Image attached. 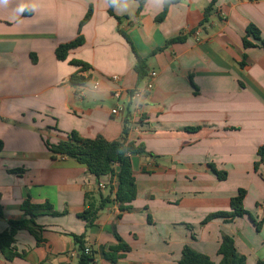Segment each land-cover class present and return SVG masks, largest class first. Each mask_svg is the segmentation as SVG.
<instances>
[{
    "label": "crops",
    "instance_id": "0c3cea01",
    "mask_svg": "<svg viewBox=\"0 0 264 264\" xmlns=\"http://www.w3.org/2000/svg\"><path fill=\"white\" fill-rule=\"evenodd\" d=\"M164 1L117 0L114 15L110 0L0 4V234L24 215L28 198L50 203L58 213L36 218L41 243L19 231L16 246L25 256L9 261L0 251V264H79L74 235L84 236L92 264H115L106 254L120 244L129 250L116 253V264H179L185 246L220 263L225 236L234 238L247 264L264 260V163L255 168L264 145V49L243 44L251 24L264 38V0H180L158 23ZM90 7L85 43L68 60H58L57 47L77 38ZM119 30L148 58L149 72L157 73L140 112L135 101L113 96L117 87L133 91L148 81L139 82L135 53ZM177 37L184 41L166 47ZM71 60L91 66L80 73L89 77L86 84L70 81L79 71ZM114 76L121 78L118 85ZM120 105L125 111L113 115ZM127 114L129 139L147 150L131 156L137 198L124 213L108 204L89 226L79 215L108 196L110 178L54 158L47 142L58 144L73 131L118 141ZM212 166L227 172V179L220 180ZM240 189L247 191L245 208L260 229L249 216L202 224L214 213L231 212Z\"/></svg>",
    "mask_w": 264,
    "mask_h": 264
},
{
    "label": "trees",
    "instance_id": "16d2710c",
    "mask_svg": "<svg viewBox=\"0 0 264 264\" xmlns=\"http://www.w3.org/2000/svg\"><path fill=\"white\" fill-rule=\"evenodd\" d=\"M116 1L117 0H110L111 15H114L113 8ZM139 1L143 5L146 0ZM179 2L180 0H165L164 9L156 18V22L160 23L164 21L168 15L169 8ZM214 4L215 1L207 7L205 22L209 20ZM92 16L93 8L90 7L85 18L79 25L77 38L69 43H65L57 47L56 57L58 60H68L70 52L73 49L81 47L85 43L84 36L82 35V29L91 20ZM119 32L129 42L135 53V71L138 74L139 82L145 81L149 76L148 58H144L138 54L128 34L121 30H119ZM182 41H184V38L182 37L171 39L167 42L166 47ZM243 44L245 49L255 47H261L264 49V38L262 37L260 29L254 24L249 25L247 28V34L243 39ZM165 48L153 51L150 56H155ZM70 64L79 68V71L71 76L70 81L77 85L86 84L89 81V77H84L80 73L89 70L91 66L80 60H71ZM241 64L244 66V62ZM131 128L132 122L130 121L129 114H127L124 117L123 137L118 141L110 142L101 136L95 139H86L81 137L79 133L73 131L69 134L67 140L61 141L58 144H51L47 142V147L54 158L60 157L75 160L86 165L88 171L98 179L106 176L110 178L109 185L107 186L109 193L108 196L106 198H102L100 200V204L89 206L82 214L79 215L80 218L88 222L89 226L95 223L99 212L105 209L108 204L114 202L118 206L120 212L124 213L131 210L132 203L137 198V181L132 168L131 156L147 154V150L144 144H137L129 139ZM189 130L197 131L199 128H190ZM2 149L3 142L0 141V151H2ZM258 157L259 160L255 164L256 170H258L261 164L264 163V145L258 149ZM212 170L220 180L227 179V172L218 171L214 166H212ZM246 196L247 191L240 189L238 194L231 200V212L214 213L208 216L202 224H207L211 220L217 218H223L227 222H232L237 217L249 216L256 225L257 229H260L261 223H258L245 208L244 201ZM112 197L113 200L111 199ZM21 209L24 212V215L19 219L10 220L8 230L0 234V251L5 259L9 261L25 256V253H20L16 246V235L19 231H29L36 237L38 243H41L42 238L40 231L34 227L36 224V218L46 215H58L50 203L35 204L30 198L23 201ZM2 217L3 212L0 207V218ZM74 239L79 247V264H92L95 259L94 253L92 251L89 254L85 253L86 247L84 236L74 235ZM128 250L129 247L127 245L120 244L112 247L111 253H107L106 256L109 260L116 264L118 260L116 253ZM218 254L222 257L220 263L214 262L208 255L200 253L190 246H185L179 264H247V258L238 252L235 240L231 236L224 237ZM257 264H264V260H259Z\"/></svg>",
    "mask_w": 264,
    "mask_h": 264
},
{
    "label": "built area",
    "instance_id": "2783aa9c",
    "mask_svg": "<svg viewBox=\"0 0 264 264\" xmlns=\"http://www.w3.org/2000/svg\"><path fill=\"white\" fill-rule=\"evenodd\" d=\"M157 78L156 72H149L148 81L144 88L135 89L133 91H127L122 89L121 87H117L114 89L113 96L117 101H125L129 99L130 101H135V106L137 111H141V105L144 100L147 99V97L152 93L155 87V80ZM112 81L118 85V83L121 81V78L119 76L112 77ZM94 89H98V85L94 86ZM125 111V106L120 105L117 108H115L112 113L115 116H121L122 113ZM102 189L105 188L104 185L100 186ZM91 252L90 248H86L85 253L89 254Z\"/></svg>",
    "mask_w": 264,
    "mask_h": 264
},
{
    "label": "clouds",
    "instance_id": "9594fccd",
    "mask_svg": "<svg viewBox=\"0 0 264 264\" xmlns=\"http://www.w3.org/2000/svg\"><path fill=\"white\" fill-rule=\"evenodd\" d=\"M8 3V0H0V4L6 5Z\"/></svg>",
    "mask_w": 264,
    "mask_h": 264
}]
</instances>
